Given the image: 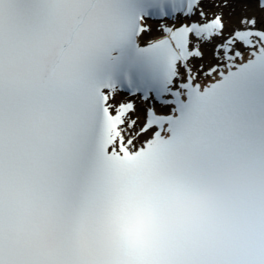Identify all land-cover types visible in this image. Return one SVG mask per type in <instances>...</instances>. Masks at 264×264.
Here are the masks:
<instances>
[{"label": "snow or ice", "instance_id": "6c2138e0", "mask_svg": "<svg viewBox=\"0 0 264 264\" xmlns=\"http://www.w3.org/2000/svg\"><path fill=\"white\" fill-rule=\"evenodd\" d=\"M229 2L0 0V264H264V0Z\"/></svg>", "mask_w": 264, "mask_h": 264}, {"label": "bare ground", "instance_id": "6f19581e", "mask_svg": "<svg viewBox=\"0 0 264 264\" xmlns=\"http://www.w3.org/2000/svg\"><path fill=\"white\" fill-rule=\"evenodd\" d=\"M224 13L226 19L230 20L231 18H234V21H237L238 17L241 15V8H237L235 11L236 14H234L232 17L228 15V10H225Z\"/></svg>", "mask_w": 264, "mask_h": 264}]
</instances>
